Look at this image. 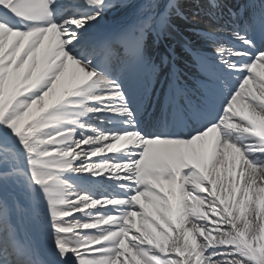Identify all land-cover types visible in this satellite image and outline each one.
<instances>
[{
	"label": "snow or ice",
	"instance_id": "snow-or-ice-1",
	"mask_svg": "<svg viewBox=\"0 0 264 264\" xmlns=\"http://www.w3.org/2000/svg\"><path fill=\"white\" fill-rule=\"evenodd\" d=\"M193 7L213 28L193 29L202 44L184 38L178 54L175 18L187 20L179 0H0V85L31 84L0 119V264H264V245L255 244L264 234V79L258 96L250 87L257 63L264 68V0ZM113 12L122 21L101 31ZM73 64L91 79L75 98L83 103L75 123L64 127L76 129L72 143L85 151L114 146L88 163L124 170L101 175L109 192L86 193L119 203L65 216L57 193L34 179L33 149L14 124L51 103ZM238 100L243 112L234 111ZM209 133L216 141L202 163ZM125 138L134 142L123 146ZM109 215L126 223L74 226ZM22 228L40 237L43 253L22 242ZM109 232L118 235L95 242Z\"/></svg>",
	"mask_w": 264,
	"mask_h": 264
},
{
	"label": "bare ground",
	"instance_id": "bare-ground-1",
	"mask_svg": "<svg viewBox=\"0 0 264 264\" xmlns=\"http://www.w3.org/2000/svg\"><path fill=\"white\" fill-rule=\"evenodd\" d=\"M136 3H143L145 0H134ZM181 4L184 5L183 11L187 16V20L181 19L178 17L176 19V24L178 26H182L184 29H186V37H183L179 35V33H176L174 39L170 41L173 44H176L178 42V39L180 42V47H177L178 54H181L182 49L181 45L183 43V39L187 38L190 39L191 42L194 45H201L202 40L201 37L196 35L193 31L195 29L196 31H211L213 28V21L210 19V17L205 14L204 12H199V14H196L198 12L197 9L193 7L194 0H179ZM232 2H235V0H232ZM123 19V14L120 12H113L106 17V20L104 23H116ZM4 31L2 27H0V32ZM179 43V42H178ZM208 47L209 45H204ZM178 67L183 68L184 67V61L183 59H180L178 63ZM253 75L256 76L257 81L250 84L251 89L253 92L258 96L259 95V81L261 79H264V68L260 67L259 63H257V68L253 72ZM91 79L90 74L83 72V70L79 69L76 65H71V71L66 75L63 86L58 91V93L55 95L53 100L50 104H41L39 107H41L42 111L40 113V117L35 118L32 120V124L29 125L28 129L26 130V133L23 135L27 142L28 146L33 149L32 153V160L34 161L33 165L34 167H40L42 169L41 172H37L35 170V176L37 177H44L46 175H49L50 177L52 174L55 173H62L66 174L67 167L72 165L73 163H76L78 159H83L86 161L87 167L91 168L90 172H93L92 174H87V178H91V181L88 183H80L83 187L82 189L91 190L92 192H96L97 197L101 196L103 193L109 192L110 186L107 184L106 179L101 176L104 173H111L113 176L116 175V173L124 170L120 166L113 165L108 163L107 161H92L88 163V161L93 158L92 155H110L108 151L113 150L114 146H108L103 145L100 148H95L92 150L85 151L83 148H81L80 143H76L73 145V139H74V132L75 128L70 127H64L66 124H74L77 117L73 115V112L76 109H80L83 107L82 101H78L75 98L78 96L83 95L82 85L87 83ZM15 84L16 82L13 81ZM23 84V83H21ZM25 88L28 90L31 87V84L28 82H24ZM18 90V88H17ZM245 97H247V93L245 92L243 94ZM246 103V100H238L237 104L234 105V111H240L243 112L244 108L243 105ZM52 104L57 105L60 109H63V111L59 112H49V108L52 106ZM250 112L251 109H248ZM47 113V114H45ZM241 116L236 117V121L241 120ZM232 123V122H230ZM47 130V131H45ZM216 133H209L207 137L204 138V141L201 143V149L199 158L202 163H207L208 158L211 153V149L213 144L216 141ZM103 138L102 137H96L91 140L92 143H102ZM132 140L134 142L133 138H125L123 140V146H127L128 142ZM63 147H68L67 154L62 159V156H58L57 152L59 149ZM77 149H80L77 151ZM121 151L123 148L120 149ZM73 154L72 158L70 155ZM233 159L237 161L236 167L234 171L232 172L233 177H235L236 173H238L241 170V166L238 163V154L233 153ZM76 170L81 172V166L78 165L76 167ZM71 175V174H66ZM223 175L227 176L228 173H223ZM235 182V181H234ZM106 187L105 190L102 188ZM167 188V186H165ZM78 197L76 192L74 191H67L65 195L63 196V200L66 201V204H70L69 201L72 198ZM143 199V198H142ZM78 202L85 203V207L88 209H91L97 205L104 206L108 204H116L119 203L115 200H101V199H89L86 197H80ZM99 207V206H98ZM138 208V206H136ZM87 214V213H86ZM252 213L251 211H245L244 218L251 219ZM99 219H101L99 221ZM118 222H124L121 221L118 217L115 218H108L104 216L98 217L94 224L85 225L88 227H97L102 228L100 224L107 223L114 224ZM141 222V217H136L133 221V223ZM84 225V224H83ZM105 225L104 227H106ZM128 227H131V224L128 225ZM37 237L38 241H42L40 237L34 233ZM133 234H136V229L132 228V231L129 233V239L132 238ZM118 233L110 232L106 236H101L99 240L95 242H102L104 239H111L114 238ZM155 235V234H154ZM173 236L176 235V233L172 234ZM261 239H259L260 243H264V234H260ZM157 239H162L160 237H157ZM258 242V241H257ZM126 246L129 248V252L127 255L128 260H132L133 256L135 255V252L133 249H131L130 245ZM125 259L122 257V260ZM139 259V257H137Z\"/></svg>",
	"mask_w": 264,
	"mask_h": 264
},
{
	"label": "rangeland",
	"instance_id": "rangeland-1",
	"mask_svg": "<svg viewBox=\"0 0 264 264\" xmlns=\"http://www.w3.org/2000/svg\"><path fill=\"white\" fill-rule=\"evenodd\" d=\"M178 17H176L175 19H177ZM178 31L177 33H179V35L186 37V29H184L182 26H178L177 27ZM179 42V43H178ZM178 42L176 44H174L176 47H180V40L178 39ZM18 88V90H17ZM21 89L23 90H27L25 88V84H21L19 82H16L15 84L13 83V81L9 80L8 82H6L3 85H0V119L3 118V116L6 114V112L12 107V104L14 102V98L16 97V95L20 94ZM41 109V107H40ZM40 111H36L32 114V116L25 121L24 126L21 125V123L19 121H17L14 124V128L19 129L20 130V134L24 135L26 133V130L28 129L29 126V122L37 117V115L39 114ZM47 131V130H45ZM68 147H63L61 149L58 150L57 155L65 156V154H67L66 152L68 151ZM34 170H36L37 172H41L42 169L41 168H35L33 167ZM89 170V167H82V172H86ZM44 178H46V181L42 182L43 185H41L42 189H51L54 190L57 193V199H58V208L61 212H70L72 210L75 211H79L82 212V210L84 209V203H76L74 205H69L66 204V201L63 200V196L65 195V193L67 191H74L76 192V194H79L82 197H87L86 193H91V194H95L91 191H86L81 189V186L69 183L67 180H65L63 178L62 175L60 174H55L52 177H48L47 175L44 176ZM52 179V180H50ZM50 180V182H48ZM45 195H47V193H45ZM72 198L70 201L76 199ZM79 198V197H78ZM69 201V202H70ZM106 217H114V216H106ZM101 219H99L100 221ZM74 226H78V227H82V224L77 223ZM258 241V242H257ZM255 241V244L258 248H260L262 245H264V243H260L259 240Z\"/></svg>",
	"mask_w": 264,
	"mask_h": 264
}]
</instances>
